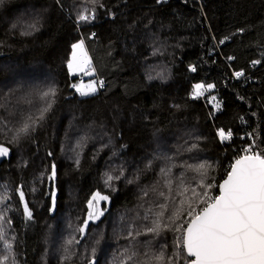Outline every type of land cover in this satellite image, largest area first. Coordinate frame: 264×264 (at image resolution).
<instances>
[{"label": "trees", "instance_id": "16d2710c", "mask_svg": "<svg viewBox=\"0 0 264 264\" xmlns=\"http://www.w3.org/2000/svg\"><path fill=\"white\" fill-rule=\"evenodd\" d=\"M82 13L95 20L76 28ZM81 39L103 81L88 96L72 87L77 77L68 68ZM240 69L250 75L234 80L232 70ZM196 84L214 85L217 111L193 98ZM51 90L55 95L45 97ZM25 124L27 133L17 135ZM221 129L234 138L221 144ZM253 141L264 149V0L0 4V145L9 149L0 157L5 264H155L161 252L186 264L182 232L174 228L186 226L187 216L169 220L184 198L181 185L218 195L217 187L198 185H219ZM200 164L208 166L203 176L188 167ZM97 192L108 197L98 203L103 215L81 232ZM162 203L168 228L137 235L152 226Z\"/></svg>", "mask_w": 264, "mask_h": 264}, {"label": "snow or ice", "instance_id": "6c2138e0", "mask_svg": "<svg viewBox=\"0 0 264 264\" xmlns=\"http://www.w3.org/2000/svg\"><path fill=\"white\" fill-rule=\"evenodd\" d=\"M3 2L4 0H0V4ZM89 19L87 15H80L78 18L81 22H88ZM68 68L72 73L83 72L85 75H91L94 71L83 39L72 45ZM192 71H195V68ZM235 75L239 77L243 73L237 72ZM99 86L103 87V81L99 82ZM72 87L81 96L94 94L98 90L96 81L88 84H74ZM213 87L214 85L211 84L207 86L196 84L192 96L194 99L199 98ZM49 95H55L54 90L44 93L45 97ZM211 99L214 101L215 97ZM215 107L219 109V104ZM28 130L29 125L25 124L19 129L17 135L27 133ZM218 135L221 141L232 138V132H226L223 129L218 131ZM243 151L244 154L235 159L222 183L212 185L201 182L198 185L201 189L217 187L218 195L211 196L208 191L197 192L195 188L190 189L181 185L177 194L184 198L180 200L179 207L173 211L169 220L175 223L185 214L187 216L186 226L181 223L174 228L176 232H182L178 245L182 244L183 252L191 258L186 260V264H264V149L259 148L253 141ZM8 152L7 147L0 145V157L8 155ZM188 167L190 170L200 172L203 176L208 166L200 164L196 168ZM55 175V165H53L51 178L54 179ZM165 175H167V170ZM112 179L113 177H108V181ZM166 186L170 194L172 192L170 180L167 181ZM188 192H191V196L186 195ZM159 195L165 199L169 198L164 192H160ZM19 198L24 202L22 190L19 191ZM5 199L7 197L0 198V203H3ZM106 200L108 197L99 192L93 195L88 203L90 209L88 219L79 231L84 232L88 221L99 219V216L103 215L96 204ZM53 205H55V194H53ZM159 207L161 212L156 214L157 218L152 221V226L137 235H159L162 230L168 228L167 224L162 223L167 204L162 203ZM23 212L27 219H32V211L27 202L23 203ZM2 221H4V216L0 215V222ZM4 238V229L0 226V240ZM68 244L71 245L72 240H69ZM5 247L11 251L12 245L5 243ZM67 258L66 256L65 259ZM152 259L155 264H173V260L166 259L163 252ZM8 260V256H3L0 258V264H5ZM12 264H15L14 259Z\"/></svg>", "mask_w": 264, "mask_h": 264}, {"label": "built area", "instance_id": "2783aa9c", "mask_svg": "<svg viewBox=\"0 0 264 264\" xmlns=\"http://www.w3.org/2000/svg\"><path fill=\"white\" fill-rule=\"evenodd\" d=\"M81 15H87V14L82 13ZM87 16L90 17V19H89L88 22H90V21H92V20L94 19V18H93L94 15H87ZM82 23H83V22L79 21L78 19L75 20V25H76L77 28H80L81 25H82ZM249 67H250V70H251V71H254V69H255V65H250ZM237 72H241V73H243V75L237 77V76L235 75V73H237ZM249 75H250V73L248 74L247 71H245V70H243V69H240V70H237V71L232 70V76H233V79H234V80L246 79L247 76H249ZM199 99L202 100L205 104H207L208 97H207L206 94H203L201 97H199ZM218 131H219V130L216 131V134H217V136H218V140H219V142H220L221 144H223V143H227V142H230V141L234 138V135H233V133H232V138H231L230 140L221 141V139H220V137H219V135H218ZM226 132H227V131H226ZM242 138H243V139L248 138V140H251V133H250V132H245V133L242 135ZM250 144H251V143H250ZM250 144L246 145L245 147H243V148L239 151V153H238V155H237V158H238L239 156H241V155L244 154V151H243L244 148L248 147Z\"/></svg>", "mask_w": 264, "mask_h": 264}, {"label": "rangeland", "instance_id": "374dc122", "mask_svg": "<svg viewBox=\"0 0 264 264\" xmlns=\"http://www.w3.org/2000/svg\"><path fill=\"white\" fill-rule=\"evenodd\" d=\"M85 48H86V46H85ZM86 50H87V48H86ZM87 52H88V50H87ZM88 55H89V52H88ZM89 57H90V55H89ZM90 58H91V57H90ZM70 59H71V57H70ZM91 61H92V60H91ZM92 68L94 69L93 64H92ZM70 73H71L73 76L77 77V83H76V85H79V84H81V83H83V84H88L89 82L96 81V82H97V89L99 88V84H98V80H97V77H96L95 70L92 72L91 75H85L83 72H75V73L70 72ZM205 86H207V85H205ZM213 91H214V88L205 91L204 94L207 95L208 100H209V103H210V105H212L213 109H214L215 111H217L218 109L215 107V105H216V104H219V102H218V100H217L215 94L213 93ZM76 92H77V91H76ZM77 93L80 95L79 92H77ZM212 97H215V100H214V101L211 99ZM96 207L102 212V210H101V208L99 207L98 204H96ZM99 218H100V216H99ZM96 220H97V219H96ZM96 220H93V221H96Z\"/></svg>", "mask_w": 264, "mask_h": 264}, {"label": "water", "instance_id": "95a60500", "mask_svg": "<svg viewBox=\"0 0 264 264\" xmlns=\"http://www.w3.org/2000/svg\"><path fill=\"white\" fill-rule=\"evenodd\" d=\"M234 163V162H233ZM230 171V170H229ZM226 177H227V175H226ZM226 177L224 178V179H226ZM223 179V180H224ZM223 180L220 182V183H222L223 182ZM219 191V190H218ZM84 237V234L81 236V238H83ZM189 259H191L190 257H189ZM89 264H95V261L93 260V261H91Z\"/></svg>", "mask_w": 264, "mask_h": 264}, {"label": "bare ground", "instance_id": "6f19581e", "mask_svg": "<svg viewBox=\"0 0 264 264\" xmlns=\"http://www.w3.org/2000/svg\"><path fill=\"white\" fill-rule=\"evenodd\" d=\"M93 20H95V16H94V19ZM77 28V27H76Z\"/></svg>", "mask_w": 264, "mask_h": 264}]
</instances>
